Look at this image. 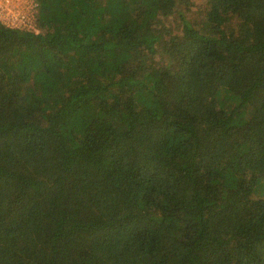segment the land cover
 Masks as SVG:
<instances>
[{
    "label": "trees",
    "instance_id": "obj_1",
    "mask_svg": "<svg viewBox=\"0 0 264 264\" xmlns=\"http://www.w3.org/2000/svg\"><path fill=\"white\" fill-rule=\"evenodd\" d=\"M0 21V264H264V0H34Z\"/></svg>",
    "mask_w": 264,
    "mask_h": 264
},
{
    "label": "built area",
    "instance_id": "obj_2",
    "mask_svg": "<svg viewBox=\"0 0 264 264\" xmlns=\"http://www.w3.org/2000/svg\"><path fill=\"white\" fill-rule=\"evenodd\" d=\"M34 0H0V21L4 25L38 31Z\"/></svg>",
    "mask_w": 264,
    "mask_h": 264
}]
</instances>
